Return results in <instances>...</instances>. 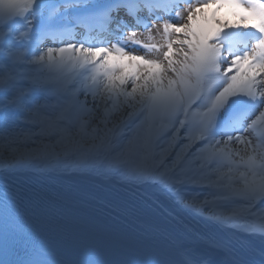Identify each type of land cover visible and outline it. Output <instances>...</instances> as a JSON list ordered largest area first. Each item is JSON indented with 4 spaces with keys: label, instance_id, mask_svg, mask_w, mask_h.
I'll use <instances>...</instances> for the list:
<instances>
[{
    "label": "snow or ice",
    "instance_id": "obj_1",
    "mask_svg": "<svg viewBox=\"0 0 264 264\" xmlns=\"http://www.w3.org/2000/svg\"><path fill=\"white\" fill-rule=\"evenodd\" d=\"M186 2L0 0V264H264V0Z\"/></svg>",
    "mask_w": 264,
    "mask_h": 264
},
{
    "label": "rangeland",
    "instance_id": "obj_2",
    "mask_svg": "<svg viewBox=\"0 0 264 264\" xmlns=\"http://www.w3.org/2000/svg\"><path fill=\"white\" fill-rule=\"evenodd\" d=\"M186 8H187V4L181 6L180 12H181V15H182V16L186 15V13H185V11H184V9H186ZM220 15H221V14H220ZM165 19H172V22H174V23H180V22H182V21L176 20L174 17H165ZM232 20H233V19H232ZM233 21H235V20H233ZM156 24L159 25V24H160V21H157ZM137 31H138V35H139L141 38H143V36L146 35L145 30H144V31H142V30H137ZM153 34H154V35H157V33H156V29H153ZM159 39H160V38H159V36L157 35V40L159 41ZM57 46H59V45H57ZM128 50H129V51H134L136 54H139V55H145V54H146L143 48H140V47H134V46H132V45H129V46H128ZM148 55H154V54H148ZM1 166H3V163H2V162H0V167H1Z\"/></svg>",
    "mask_w": 264,
    "mask_h": 264
},
{
    "label": "bare ground",
    "instance_id": "obj_3",
    "mask_svg": "<svg viewBox=\"0 0 264 264\" xmlns=\"http://www.w3.org/2000/svg\"><path fill=\"white\" fill-rule=\"evenodd\" d=\"M2 172H3V166L0 167V173H2ZM0 176H2V175H0ZM10 177H17V178H36V179H44V180H47L45 178L38 177L36 174H33V173L13 174ZM60 181H67V178H62ZM71 181L72 182H75V183H78V184H81V185L86 186V187L95 188V185L93 184L92 181L87 180V179H84V178H81V177H72L71 178Z\"/></svg>",
    "mask_w": 264,
    "mask_h": 264
}]
</instances>
